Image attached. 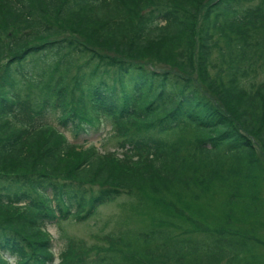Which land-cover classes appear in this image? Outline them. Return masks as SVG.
Segmentation results:
<instances>
[{"label":"trees","instance_id":"obj_1","mask_svg":"<svg viewBox=\"0 0 264 264\" xmlns=\"http://www.w3.org/2000/svg\"><path fill=\"white\" fill-rule=\"evenodd\" d=\"M260 73L264 0H0V264H239L253 243L237 233L211 235L201 255L169 227L185 228L184 197L264 194ZM49 117L75 136L109 126L128 149L71 144ZM140 191L155 227L122 248L69 239L55 262L47 225ZM196 211L187 224L205 219Z\"/></svg>","mask_w":264,"mask_h":264},{"label":"rangeland","instance_id":"obj_2","mask_svg":"<svg viewBox=\"0 0 264 264\" xmlns=\"http://www.w3.org/2000/svg\"><path fill=\"white\" fill-rule=\"evenodd\" d=\"M217 68V56L213 53L208 68L209 75H213ZM258 81H264V73L259 74ZM48 121L61 131H64L51 117L48 118ZM112 134L110 127L106 125L101 126L98 131L90 130L88 133H81L77 136L73 135L71 132L64 131V135L69 143L84 145V147L94 146L104 152L117 148L116 139ZM180 136L190 141L193 140L192 135L181 133ZM259 163V167L258 169L255 168L253 176L262 180L264 190V157H260ZM243 191L244 189L242 188L241 192ZM230 195H232V187L227 186L221 193H211L208 195L206 201L198 200L193 204L189 196L184 197L179 202L181 208L184 209L183 214L180 215V219L184 221L182 225L186 226L185 228L182 226L179 228L169 227V230H171L175 236L183 235L199 240L201 242V244H199L201 255L204 250H208L207 248L211 242V235L218 231L230 234L237 233V235L253 243L248 244L247 250L239 255V264H264V194L258 198V201H254L255 204L250 203V201H252L251 199L254 198L249 197L248 200H241L233 206L227 203ZM143 198H145V195L141 191L140 194H122L115 200L99 206L96 213L86 220L68 218L47 225L46 230L49 237L53 240L52 253L55 256V262H57L59 253L63 251L64 244L68 242L69 239L82 241L86 247L90 248L107 247L110 243L115 245L119 244L120 248H122V245L119 243V236L138 230L135 233V236L138 237L141 231L145 232L149 230V228L153 227V224L156 223L151 220L148 214H145L137 207L140 206L139 201ZM256 205H258V207L252 209ZM246 206L250 212L254 210L257 211L253 214H246ZM195 209H197L196 212L201 211L205 219H203V221H198L197 224L194 223V225L191 223L187 224V218H191L192 222L194 221L193 219H195L196 216H194L192 212H194ZM236 217L243 219L237 221ZM250 228L253 230L252 236H245L243 234L244 230ZM159 246L160 244L150 245L151 248ZM191 246L196 247V244ZM185 247H187V245H185ZM92 255L93 253L90 256ZM225 258H229V256ZM9 260L11 264H14L13 259ZM196 260L205 262L206 258L201 256L200 258H196Z\"/></svg>","mask_w":264,"mask_h":264},{"label":"bare ground","instance_id":"obj_3","mask_svg":"<svg viewBox=\"0 0 264 264\" xmlns=\"http://www.w3.org/2000/svg\"><path fill=\"white\" fill-rule=\"evenodd\" d=\"M88 147V146H87ZM96 148V147H95ZM98 151H99V153H101V154H104V153H107V152H109V153H116V156L120 159V158H122V156H123V152H125L127 149H128V146H126L124 149H122L121 147H117L116 149H114V150H111V151H106V152H104V151H100L98 148H96ZM105 205V204H104ZM102 206V205H101Z\"/></svg>","mask_w":264,"mask_h":264}]
</instances>
